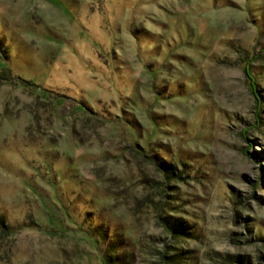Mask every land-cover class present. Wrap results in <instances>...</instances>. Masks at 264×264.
Listing matches in <instances>:
<instances>
[{"label":"rangeland","instance_id":"rangeland-1","mask_svg":"<svg viewBox=\"0 0 264 264\" xmlns=\"http://www.w3.org/2000/svg\"><path fill=\"white\" fill-rule=\"evenodd\" d=\"M3 69L0 264H264V0H0Z\"/></svg>","mask_w":264,"mask_h":264},{"label":"trees","instance_id":"trees-1","mask_svg":"<svg viewBox=\"0 0 264 264\" xmlns=\"http://www.w3.org/2000/svg\"><path fill=\"white\" fill-rule=\"evenodd\" d=\"M5 73L8 74L9 71H7L5 69L1 70L0 76H2L3 79H6V77L9 75V74L5 75ZM168 166H171V165H168ZM168 166L166 164H161L160 165L161 169L163 170L164 176L166 178L179 177V173L176 172L174 167L173 166L168 167ZM9 229H10V225L5 222V219H4L3 215L0 214V230L3 231V232H7ZM106 255H105V258H104V262H105L104 264H113V263H110V257H109L110 254H106Z\"/></svg>","mask_w":264,"mask_h":264}]
</instances>
